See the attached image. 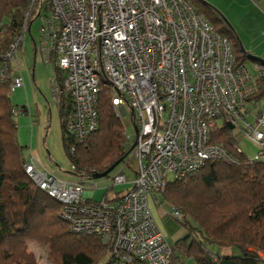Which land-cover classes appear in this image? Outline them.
<instances>
[{"label": "built area", "instance_id": "obj_1", "mask_svg": "<svg viewBox=\"0 0 264 264\" xmlns=\"http://www.w3.org/2000/svg\"><path fill=\"white\" fill-rule=\"evenodd\" d=\"M35 19L38 51L64 72L61 82L52 77V92L56 102L62 96L71 102L68 131L81 142L96 130L99 94L108 84L119 116L138 127L131 152L137 167L132 179L123 172L112 178L131 186L111 202L95 200L81 180L40 168L33 152L26 173L61 203L60 215L73 232L100 237L123 264H169L173 247L151 208L169 175L184 178L210 159H233L211 141L219 119L261 147L257 159L264 155V110L255 122L248 118L256 91L248 65L236 64L229 40L188 0H29L21 32L0 56V87ZM23 85L22 77L11 82L12 90Z\"/></svg>", "mask_w": 264, "mask_h": 264}, {"label": "trees", "instance_id": "obj_2", "mask_svg": "<svg viewBox=\"0 0 264 264\" xmlns=\"http://www.w3.org/2000/svg\"><path fill=\"white\" fill-rule=\"evenodd\" d=\"M188 1L229 40L236 64H247L249 58L239 35L223 13L205 0ZM28 6L29 0H0V56L21 32ZM251 60L264 66L258 59ZM54 71L61 82L64 72L57 66ZM10 80L7 78L0 87V264H36L27 251L31 238L49 246L53 264H123L110 254L100 237L73 232L60 215L61 203L26 173L27 146L19 140ZM254 82L256 91L248 102L264 97V67L254 76ZM112 93L111 86L102 85L98 126L81 142H76L67 128L69 98L62 96L57 102L65 152L72 173L81 181L106 171L121 159L125 162L133 150L123 119L112 103ZM22 108L25 114L27 107ZM235 130L236 126L227 120L222 126L217 124L211 135V141L223 145L233 159H210L188 176L170 180L162 193L164 200L180 211L177 220L185 229L172 243L169 264H264V158L252 159L243 149L240 151ZM111 189L113 186L108 192ZM108 192L103 199L109 202L121 197L119 191L114 197ZM206 242L237 247L239 252L216 253L207 249ZM134 264L144 263L135 260Z\"/></svg>", "mask_w": 264, "mask_h": 264}, {"label": "rangeland", "instance_id": "obj_3", "mask_svg": "<svg viewBox=\"0 0 264 264\" xmlns=\"http://www.w3.org/2000/svg\"><path fill=\"white\" fill-rule=\"evenodd\" d=\"M209 2L208 0H205ZM210 3V2H209ZM39 26L40 20L35 19L32 24L31 32H27L24 40V46L19 51V61L21 65L25 68H32L35 65L34 62V43L39 41ZM40 53V52H39ZM37 68L36 73L40 76L41 81H37V86L34 85L36 91V97L33 96L30 101H27L23 104H14L16 107L26 106L27 112L25 114L17 115V122L19 125V140L20 143L26 145V152L28 156L33 152L41 163L40 168L48 169L55 176L62 178L66 181L76 180V176L72 173L73 166L72 163L65 152L62 139V120L60 115L59 106L53 96V87H52V77L55 75L53 65L47 64L43 56L37 53L36 55ZM248 67L252 75H255L258 72V69L255 67L251 60L247 62ZM40 66V67H39ZM13 100V93H12ZM249 111V120L255 122L256 113L264 109V97L258 102H248L247 104ZM124 118L125 130L127 135L131 136V142L135 141V127L133 123L127 124ZM223 121L218 120V125L222 126ZM235 135L239 138V145L241 148L252 158H256L261 147L243 134L242 129H236ZM261 158H264L262 155ZM137 167V162L134 155H130L125 162L120 163L107 177L99 179H85L86 191L91 192L94 195V198L98 201H101L105 194L108 192V188L113 186L115 190L111 189L109 191V196L114 197V194L120 190L125 189L127 186H130L129 183H119L115 184L112 179L118 173L126 175L129 179L134 177L135 168ZM169 178L174 179V175L170 174ZM129 184V185H128ZM97 185V186H95ZM153 208L157 212L162 214L163 220L167 222L170 217L172 221L171 224L177 228L178 235H174L173 231L170 229V225H163L165 234L169 242L174 243L176 239H179L185 233L184 227L177 220L178 217H174L173 213L174 207L164 200L162 193H158L153 198L152 202ZM174 218H173V217ZM199 236L200 234L197 233ZM178 236V238H176ZM205 246L207 249L220 253V254H236L239 252L237 247H222L216 243L206 242ZM28 252L31 253L36 264H53L49 259V246L38 241L35 238L28 239L27 242Z\"/></svg>", "mask_w": 264, "mask_h": 264}, {"label": "crops", "instance_id": "obj_4", "mask_svg": "<svg viewBox=\"0 0 264 264\" xmlns=\"http://www.w3.org/2000/svg\"><path fill=\"white\" fill-rule=\"evenodd\" d=\"M211 5L220 10L228 22L234 27L242 43V47L245 50V54L251 60L252 55L259 57L264 60V0H208ZM24 44L21 48H23ZM20 51V50H19ZM34 43V62L35 65L32 68L23 67L19 61V52L16 59L10 62L9 65V78L13 81L15 78L22 77L24 79V85L22 87L16 88L12 91L13 93V104H23L35 96L36 91L34 85L37 86V81H41L40 76L36 73L37 62L36 55L39 53ZM42 55V54H41ZM43 56V55H42ZM255 67L258 69L257 75L260 72V69L264 66H260L254 63L251 60ZM248 65V64H247ZM40 67V66H39ZM249 68V67H248ZM250 70V69H249ZM251 73V72H250ZM255 75H252L253 77ZM264 110V109H261ZM258 113V112H257ZM256 113V114H257ZM19 129V125H18ZM77 180V179H76ZM130 184V183H129ZM128 184V185H129ZM131 186V184H130ZM130 186H127L125 189L120 190L119 197L124 194ZM115 190V188H114ZM153 204L151 203V208L154 213L155 219L158 222L159 226L165 231L163 225H170V229L173 231V234L178 235V230L175 228L169 220L172 221V218L166 221L163 220L162 214L154 209ZM181 237V235L179 234ZM178 238V236L176 237ZM179 239H176V242ZM175 243V242H174Z\"/></svg>", "mask_w": 264, "mask_h": 264}, {"label": "water", "instance_id": "obj_5", "mask_svg": "<svg viewBox=\"0 0 264 264\" xmlns=\"http://www.w3.org/2000/svg\"><path fill=\"white\" fill-rule=\"evenodd\" d=\"M251 58H255V59H258L260 60L263 64H264V60L259 58V57H256L254 55H252ZM131 112H132V116H134V110L131 109ZM135 131L136 133L138 134V127L135 125ZM136 144V143H135ZM135 144H133V147L135 146ZM123 162V159L117 161L116 163H114L110 168H108L106 171L102 172V173H95L91 178H94V179H99V178H103V177H107L110 175V173L120 164Z\"/></svg>", "mask_w": 264, "mask_h": 264}, {"label": "clouds", "instance_id": "obj_6", "mask_svg": "<svg viewBox=\"0 0 264 264\" xmlns=\"http://www.w3.org/2000/svg\"><path fill=\"white\" fill-rule=\"evenodd\" d=\"M34 22V21H33ZM33 24V23H32ZM32 27V26H31ZM29 32H31V29H30V31ZM24 44V43H23ZM35 44H36V42H35ZM37 48V47H36ZM9 74V73H8ZM8 78H9V76H8ZM11 81V80H10ZM12 82V81H11ZM12 89V88H11ZM13 91V90H12ZM130 115L132 116V112H131V110H130ZM134 114H135V112H134ZM133 117V116H132ZM122 118V117H121ZM130 120V119H129ZM123 122H124V119H123ZM125 124V123H124ZM134 126H135V124H133ZM134 148V147H133ZM77 180H79V179H77ZM85 181V180H84ZM83 181V182H84ZM111 187V186H110ZM96 200V199H95ZM167 237V236H166ZM171 243V242H170ZM172 244V243H171Z\"/></svg>", "mask_w": 264, "mask_h": 264}, {"label": "bare ground", "instance_id": "obj_7", "mask_svg": "<svg viewBox=\"0 0 264 264\" xmlns=\"http://www.w3.org/2000/svg\"><path fill=\"white\" fill-rule=\"evenodd\" d=\"M259 112V111H258ZM258 114V113H257Z\"/></svg>", "mask_w": 264, "mask_h": 264}]
</instances>
